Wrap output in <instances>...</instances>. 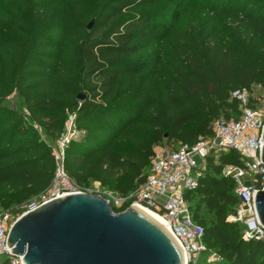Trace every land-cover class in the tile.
<instances>
[{
	"label": "trees",
	"instance_id": "1",
	"mask_svg": "<svg viewBox=\"0 0 264 264\" xmlns=\"http://www.w3.org/2000/svg\"><path fill=\"white\" fill-rule=\"evenodd\" d=\"M7 1L9 29L0 37V185L14 184L20 203L43 194L54 176L51 148L38 130L45 120L60 131L74 114L84 132L65 151L76 183L98 182L127 195L144 183L154 147L165 139L177 149L211 138L215 120L240 115L233 92L264 90V0L0 3ZM193 7L204 16L186 26ZM14 93L29 123L2 105ZM124 137L133 140L125 152L118 145ZM229 165H241L234 151L209 157L197 188L185 195L207 250L221 259L198 264H264V241H244L243 225L228 220L239 206L235 180L223 175Z\"/></svg>",
	"mask_w": 264,
	"mask_h": 264
},
{
	"label": "built area",
	"instance_id": "2",
	"mask_svg": "<svg viewBox=\"0 0 264 264\" xmlns=\"http://www.w3.org/2000/svg\"><path fill=\"white\" fill-rule=\"evenodd\" d=\"M232 98L240 106L238 118L215 120L211 138L181 144L177 149L154 147L144 183L127 195L117 193L110 195L109 199L104 198L111 206L114 205L112 208L126 210L130 206H142L159 214L181 247L187 264H198L207 247L203 242V229L194 222L185 195L197 188L198 180L206 170L207 159L211 156L218 159L220 152L234 151L241 162L240 166L229 165L223 169L225 177L235 180V192L239 198V206L228 220L243 225L244 241H264V226L259 221L255 205L257 192L264 189V162L261 159L264 146V94L254 95L247 89H238L232 93ZM81 136L75 115L70 114L56 145L51 148L55 171L50 185L42 194L45 199L38 205H32L29 210L56 198L87 193L68 175L65 165L66 149ZM15 220L8 212L0 215V264H23V257L13 255L7 244ZM220 260L212 252L209 262Z\"/></svg>",
	"mask_w": 264,
	"mask_h": 264
},
{
	"label": "water",
	"instance_id": "3",
	"mask_svg": "<svg viewBox=\"0 0 264 264\" xmlns=\"http://www.w3.org/2000/svg\"><path fill=\"white\" fill-rule=\"evenodd\" d=\"M255 205L264 226V189ZM7 244L23 264H187L174 237L135 206L116 213L106 199L90 193L56 198L23 213Z\"/></svg>",
	"mask_w": 264,
	"mask_h": 264
},
{
	"label": "rangeland",
	"instance_id": "4",
	"mask_svg": "<svg viewBox=\"0 0 264 264\" xmlns=\"http://www.w3.org/2000/svg\"><path fill=\"white\" fill-rule=\"evenodd\" d=\"M63 5L69 6L70 4L74 3V0H62ZM12 11L11 4L9 1L0 3V37L5 35L8 32V21L10 17V13ZM192 15L189 17L188 22H185V25L187 26L189 24H192L197 18L204 16V12L199 9V7H193L192 8ZM252 93L254 95H260L264 94V90L261 87L254 86L252 88ZM3 106H5L7 109L12 110L13 112L20 113L22 117L24 118V121L26 123L30 122V119L27 115L25 103L23 99L17 94H12L9 98H7L3 103ZM70 114L68 115L69 118ZM67 118V119H68ZM44 123H46L45 126L39 128V133L41 135L42 140L50 147H54L56 145L57 140L59 139L61 133L63 132L64 128L60 131L54 130L50 128V123L45 120ZM65 127V126H64ZM136 132V131H135ZM84 132H82L83 137ZM80 138V139H81ZM79 139V140H80ZM119 148L121 151H128L133 146V140L131 137H124L118 142ZM172 141L164 140L159 147L164 149H170L172 148ZM122 173L120 172L118 176H120ZM87 193L93 194V195H100L103 198L109 199L110 195H116L117 192L114 189L106 190L104 189L98 182H90L87 186H83ZM45 199L44 195H40L38 197L33 198L32 200L20 203L19 201V195H18V189L16 186L12 183L6 184V185H0V215L3 213H10L14 217V219H17L21 215L17 214V211L19 209H23L28 211L32 205H38ZM114 206V205H112ZM114 208V207H113ZM114 210V209H113ZM24 212V213H25ZM212 252L207 250L204 254L201 255L199 263H209L210 256Z\"/></svg>",
	"mask_w": 264,
	"mask_h": 264
},
{
	"label": "bare ground",
	"instance_id": "5",
	"mask_svg": "<svg viewBox=\"0 0 264 264\" xmlns=\"http://www.w3.org/2000/svg\"><path fill=\"white\" fill-rule=\"evenodd\" d=\"M139 211H141L142 213H144L146 216H148L149 218H151L154 222H156L158 225H160L161 227H163L166 231H168V233H170V231L168 230L167 224L165 222V220L157 213H155L154 211H151L145 207L142 206H135ZM171 234V233H170ZM172 235V234H171ZM173 237V236H172ZM177 242V241H176ZM178 243V242H177Z\"/></svg>",
	"mask_w": 264,
	"mask_h": 264
}]
</instances>
